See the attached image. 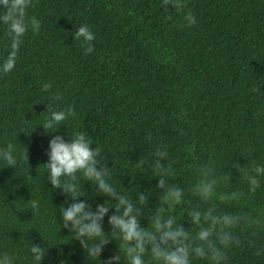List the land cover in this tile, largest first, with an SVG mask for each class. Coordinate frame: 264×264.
<instances>
[{"label":"trees","instance_id":"1","mask_svg":"<svg viewBox=\"0 0 264 264\" xmlns=\"http://www.w3.org/2000/svg\"><path fill=\"white\" fill-rule=\"evenodd\" d=\"M159 3L33 0L29 15L40 31L25 36L15 69L0 75V148L13 143L20 153L16 168L0 164V251L4 240L21 254L27 243L38 244L46 249L42 264H89L79 242L58 227V209L71 200L43 175L55 135L67 141L71 129L83 130L91 147L104 151L98 159L115 179L141 190L157 183L150 167L160 146L169 151L160 163L177 171L172 182L187 188L193 158L229 160L225 171L235 182L232 164L243 166L244 149L264 143V115H258L264 93L252 92L253 86L264 92V0H184L197 18L191 28L172 8L165 19ZM81 24L96 34L88 55L72 37ZM7 50L0 27V58ZM45 83L52 85L47 92ZM56 93L62 97L57 110L71 106L74 116L46 133L37 126ZM83 188L91 195L86 182ZM32 203L39 215L32 216ZM155 205L153 196L149 206ZM115 249L110 241L101 259ZM235 264H264V257L247 247L235 254Z\"/></svg>","mask_w":264,"mask_h":264},{"label":"clouds","instance_id":"2","mask_svg":"<svg viewBox=\"0 0 264 264\" xmlns=\"http://www.w3.org/2000/svg\"><path fill=\"white\" fill-rule=\"evenodd\" d=\"M32 7L33 0H0V27L8 49L0 58V75L15 69L25 36L40 31V21L29 15ZM186 7L184 0L159 3L165 19L170 18L168 10L172 8L174 13H183L182 26L191 28L197 18L190 10L185 11ZM72 37L80 42L85 55L93 53L96 34L88 25L81 24ZM51 87L45 83L41 90L47 92ZM252 92L264 93L259 86H253ZM61 99L59 93L51 96L54 103L48 104V115L37 126L46 133L68 126L66 121L74 116L71 106L57 110ZM258 115H264V109ZM93 144L80 129H71L67 141L55 135L48 142L47 162L42 164L52 188L60 189L71 200L67 207L58 209L59 230L66 229L68 239L79 242L89 264H235V254L247 247L254 249L256 257H264V143L244 149L243 166L232 164L239 173L235 182L231 172L225 171L229 160L226 164L218 158L196 163L193 158L187 188L172 182L177 171L172 164L160 163L169 155L168 149L160 146L150 167L151 178L157 183L146 190L122 186L111 168L98 159L104 151L96 145L91 147ZM19 158L13 143L0 148V164L5 168H16ZM138 165L143 167L142 161ZM85 182L91 195L84 191ZM153 196L156 205L150 207ZM96 197L105 199L98 202ZM29 210L32 216L41 212L35 203ZM105 223L110 232H105ZM110 241L115 242L116 249L101 259ZM45 251L38 244L29 247L27 243L21 254L4 240L0 264H42Z\"/></svg>","mask_w":264,"mask_h":264}]
</instances>
